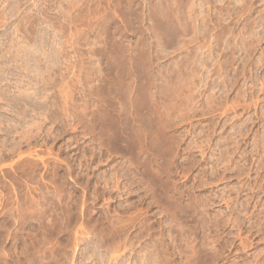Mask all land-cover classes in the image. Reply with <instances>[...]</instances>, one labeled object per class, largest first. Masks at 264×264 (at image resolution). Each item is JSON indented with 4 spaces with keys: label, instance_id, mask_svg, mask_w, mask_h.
I'll return each instance as SVG.
<instances>
[{
    "label": "rangeland",
    "instance_id": "obj_1",
    "mask_svg": "<svg viewBox=\"0 0 264 264\" xmlns=\"http://www.w3.org/2000/svg\"><path fill=\"white\" fill-rule=\"evenodd\" d=\"M32 263L264 264V0H0V264Z\"/></svg>",
    "mask_w": 264,
    "mask_h": 264
},
{
    "label": "bare ground",
    "instance_id": "obj_2",
    "mask_svg": "<svg viewBox=\"0 0 264 264\" xmlns=\"http://www.w3.org/2000/svg\"><path fill=\"white\" fill-rule=\"evenodd\" d=\"M4 113V112H3ZM12 114V113H11ZM9 116V115H8ZM6 128V127H5ZM6 134V133H5ZM75 239V238H74ZM39 248V247H38ZM116 250V249H115ZM58 254V253H57ZM46 255V254H45ZM41 256V255H40ZM120 256V255H119ZM147 256V255H146ZM29 257V256H28ZM46 257V256H45ZM44 257V258H45ZM53 257V256H52ZM90 257H91V255H90ZM32 259V258H31ZM117 259V258H116ZM23 260V259H22ZM39 260V259H38ZM42 260V259H41ZM51 260V259H50ZM119 260V259H118ZM131 260V259H130ZM159 260V259H158ZM31 262V261H30ZM46 262V261H45ZM15 263V262H14ZM23 263V262H22ZM36 263V262H35ZM43 263V262H42ZM49 263V262H48ZM33 264V263H32ZM94 264V263H93ZM157 264V263H156Z\"/></svg>",
    "mask_w": 264,
    "mask_h": 264
}]
</instances>
